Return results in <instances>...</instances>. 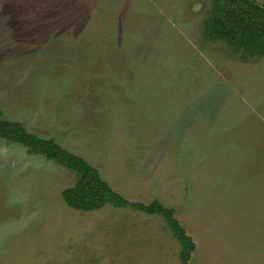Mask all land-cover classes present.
I'll list each match as a JSON object with an SVG mask.
<instances>
[{"label": "rangeland", "instance_id": "rangeland-1", "mask_svg": "<svg viewBox=\"0 0 264 264\" xmlns=\"http://www.w3.org/2000/svg\"><path fill=\"white\" fill-rule=\"evenodd\" d=\"M209 5L0 0V119L172 208L188 264H264V57L207 41ZM74 182L0 139V264H180L159 215L74 210Z\"/></svg>", "mask_w": 264, "mask_h": 264}, {"label": "trees", "instance_id": "trees-1", "mask_svg": "<svg viewBox=\"0 0 264 264\" xmlns=\"http://www.w3.org/2000/svg\"><path fill=\"white\" fill-rule=\"evenodd\" d=\"M203 36L207 41L225 43L233 54L241 58L264 57V4L256 0H210ZM0 139L17 144L28 154L42 156L74 173V184L61 193L64 203L74 210L89 212L110 205L159 215L179 243L180 264H188L195 244L180 226L172 208L165 207L158 200L144 205L124 199L83 158L63 149L53 139L29 133L20 123L0 119Z\"/></svg>", "mask_w": 264, "mask_h": 264}]
</instances>
